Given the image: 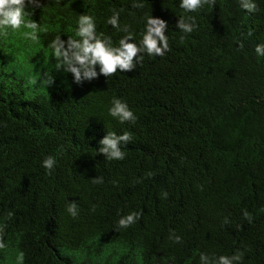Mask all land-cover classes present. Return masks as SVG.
Returning a JSON list of instances; mask_svg holds the SVG:
<instances>
[{
    "label": "trees",
    "instance_id": "obj_1",
    "mask_svg": "<svg viewBox=\"0 0 264 264\" xmlns=\"http://www.w3.org/2000/svg\"><path fill=\"white\" fill-rule=\"evenodd\" d=\"M180 2L26 0L38 39L0 29V264H202L201 254L216 264L237 252L238 264H264V0L255 11L242 0L195 12ZM81 15L116 48L129 34L141 46L147 19H162L170 50L77 84L50 45L80 40ZM188 17L191 33L176 27ZM114 98L134 122L110 115ZM109 132L131 135L124 159L99 153Z\"/></svg>",
    "mask_w": 264,
    "mask_h": 264
},
{
    "label": "clouds",
    "instance_id": "obj_2",
    "mask_svg": "<svg viewBox=\"0 0 264 264\" xmlns=\"http://www.w3.org/2000/svg\"><path fill=\"white\" fill-rule=\"evenodd\" d=\"M31 3L32 0H29ZM212 3L214 5L215 0H181L180 7L186 12H195L197 9L203 6V4ZM26 0H0V29H12L18 30L21 26L31 29L30 33H26L29 39L35 41L37 37V29L39 25L35 21L26 22L25 16L32 13H26ZM39 5H37L38 7ZM242 7L248 11H255L256 4L252 0H242ZM119 12H114L112 17L109 18L108 23L113 27H119ZM186 22L184 18H181L176 27L181 29L185 33H191L196 27L193 17H188ZM127 31V29H124ZM167 30V24L164 20L159 18L149 17L147 19L146 32L143 35L141 46H137L136 43L129 42L133 39L129 34L122 38L119 42L118 48L112 47L110 38H101L96 34V25L94 19L88 15H81L78 20V29L76 35L80 40H75L69 37L67 41L57 37L50 47L54 50V56L59 60V66H63L64 70L71 73L74 77V81L77 84L83 81H91L97 79L99 75L109 77L114 75L119 69L121 72H129L135 68L134 60L139 63L143 57L140 55L142 52H147L148 55L163 56L165 52L169 51L168 38L165 35ZM6 34V33H5ZM102 35V34H101ZM264 45H258L256 51L258 54H264ZM99 66V73L96 71ZM54 80H47L44 83L51 85ZM112 107L109 112L113 117H117L121 123L125 121H135L136 117L129 109L126 102L120 99L114 98L112 101ZM132 139L128 132H124L122 135H116L114 132L107 133L99 142V153L104 155L110 160H122L124 159V152L121 150V143L127 144ZM56 160L53 156H46L42 162L48 172L54 168ZM149 178L153 173L146 174ZM100 178L93 179V183H100ZM165 197L167 193L164 194ZM77 204L70 202L67 208L69 214L76 217L78 214ZM13 215L12 212L8 213L10 218ZM140 213L132 212L127 216L122 217L118 221L119 228L130 227L135 223ZM245 219L251 221V215L247 211L243 213ZM227 223V220H225ZM3 232V228H0V233ZM170 239L173 236L169 237ZM176 243L180 242V237L175 236ZM6 244L3 241L2 235H0V249H4ZM243 254L237 252V254L228 257L220 256L216 261V264H238L242 260ZM24 254L21 252L18 259L23 261ZM202 264H208V257L201 254Z\"/></svg>",
    "mask_w": 264,
    "mask_h": 264
}]
</instances>
